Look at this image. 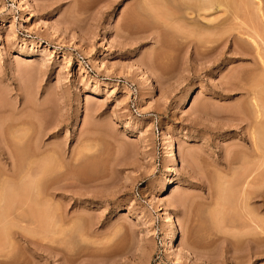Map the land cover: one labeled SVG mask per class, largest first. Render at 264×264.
Masks as SVG:
<instances>
[{
  "label": "rangeland",
  "instance_id": "1",
  "mask_svg": "<svg viewBox=\"0 0 264 264\" xmlns=\"http://www.w3.org/2000/svg\"><path fill=\"white\" fill-rule=\"evenodd\" d=\"M182 1L0 0V143L49 158L34 203L1 214L0 264H264L234 85L252 63L227 42L247 18L225 0L232 32L204 45Z\"/></svg>",
  "mask_w": 264,
  "mask_h": 264
},
{
  "label": "bare ground",
  "instance_id": "2",
  "mask_svg": "<svg viewBox=\"0 0 264 264\" xmlns=\"http://www.w3.org/2000/svg\"><path fill=\"white\" fill-rule=\"evenodd\" d=\"M179 1H182V0H179ZM237 1H239L240 5L237 3ZM237 1L235 0V2H234V3H237V7H235L236 4L234 7H232L234 5L233 4L231 6L232 9L230 8L231 9L230 10L229 6L228 5L226 6V4H225V0H185L184 3L182 1L181 6L179 3V6L182 8L178 7L179 8L178 10L181 9L183 11L184 16L181 14V17H183V18L186 16H187V18L188 17L190 18L192 15H194L195 17L201 18L203 21L207 22V23H202V24L200 23L201 26H198L195 24V22H196V20H195V22L193 21L195 24L194 25L195 27L193 26L194 29H191L192 27L190 28V31H191L190 33L197 35L201 38L202 37L207 38L204 40L201 38L196 39L194 37L198 42H200V44H202L206 41L204 45H207L206 43H208V40H211L214 36L217 37L219 40V39L223 38V36L225 37L228 33L230 34V31L232 32V30H235V33H238L237 34L238 36H236V38H233L232 35H231L232 37L227 35L228 36L227 42L229 41V43H232L231 45L234 46L233 50H232V51H234L233 54L239 55V57H241L242 59L243 58L244 59L250 58L251 63H252V67L250 69H248V71H245V74L240 73L241 74V75H239V76H241L240 78L238 76H237V78H234L236 81H238V83L239 82L244 83V84H241V86L238 83H235L234 85H235V87H239L240 89L239 88H237V89L243 91V94L248 99V101H247L248 103L246 102L248 108L245 109L244 107H242L243 109L239 110V108H238V110L240 111V113L242 111V114L244 116V117H241V118H244V119H242V122L246 123L247 129L246 128L245 129L247 131H249V134H250L249 138L251 139V147H252L251 152H250V156L253 157L255 161L257 160L256 163L254 162L253 164H257V162H258V164H259L258 166H260L264 162V8H263V2L261 0H237ZM143 2H144V0H143ZM164 3H166V2H164ZM238 8H240V9H238ZM150 9H151V7H150ZM227 9L232 11L231 14H230V12L227 14H230L234 18V21L238 19L237 18V16H239L238 13H241V14L244 13V15H246V17L245 16L244 17L247 18V20L245 19L246 21L245 22L243 21L244 22V28L243 29H244V32L246 33V35H244L245 38H240L241 36L243 37V35L240 34L241 35L240 36L239 35L240 32L238 31V30H240L241 26L243 27L242 24H241V26L238 25L239 27L234 25L235 28L237 27L236 29L232 27V28H229L232 30H229L227 28V26L230 25V22H232V20L229 19L231 16H229V18H223V15L227 12ZM215 10L219 13V15L216 18L212 17L213 18L212 19L211 16H212V14H214L212 12ZM182 11H180V12L182 13ZM232 17H231V19H232ZM241 17H243V16L241 15ZM184 19H186V18H184ZM186 20L188 21V19H186ZM228 20H230L229 23H228ZM188 22H190V21H188ZM242 27H241V30L243 31ZM188 31H189V29H188ZM190 33H189V35H192ZM178 34H180V33H178ZM211 36H213V37H211ZM217 38H215L216 41H217ZM202 40H204V42ZM242 40L244 41L243 44L241 43ZM210 42L211 41H209L208 44H210ZM239 43H241V44H239ZM193 45L195 46V43ZM244 46H245V48H243ZM234 77H235V75H234ZM237 114H239V113L237 112ZM241 118H240V120H241ZM12 138L14 141L16 140V139H14V137H12ZM17 139H19V137ZM35 140H37V139H35ZM42 146L43 145L41 144V141H38L37 143L34 142V145H32V147H30L31 148L30 152L29 153L26 152V157H25L23 152L21 153V151L20 152L19 151H12L13 149L11 150L10 148L9 149L5 148V145H1V143H0V218L2 221V222L0 221V223H2V225H4L5 227H6V225H5L4 221H6V220H4L5 218L1 217L2 216L1 214L4 215L5 213H7L8 210L11 208L10 206L13 207V204L17 203L16 201L25 199L26 202H27V200L29 202L30 200L34 199V197L38 193V192L36 193V191H38V190L35 191V188L37 185L35 183L36 181L34 182V179L37 176L42 175V171L45 170L44 168L46 166L43 169H39V168H41V166L40 167L38 166L39 167L38 168L37 167L38 163L36 165V163H35L36 161L34 162L33 158L36 160V158L40 156L41 157L40 161L45 162V163L47 161H49L48 156H46L44 154L46 149L43 151ZM37 160H39V159L37 158ZM20 164H21V166H20ZM49 164H50V162H49ZM49 164H46V165H49ZM258 166L255 169L258 170ZM248 167L252 168L253 166L251 164V166H248ZM252 169L254 170V168H252ZM244 171L246 173L247 169H245ZM249 171H251V170L249 169ZM249 171L246 174H248ZM251 173H250V175H251ZM241 178H243V176ZM246 178H248V176ZM243 180H246V179L244 178ZM253 181H255V180H253ZM39 182H40V180H39ZM37 189H38V187H37ZM242 191H243V189H242ZM244 191H246V190L244 189ZM243 192H241V195H240V197L242 196V199L239 201L240 203H241V201H242V203H246V200L249 199L247 197L250 196V195H247V192H246L245 194H243L245 196L244 197L242 195ZM248 193H250V192H248ZM38 195L39 194H37V196ZM38 197H37V199H38ZM243 197H244V199H243ZM32 201H31V203H32ZM231 201H233V200H230V202ZM33 203H34V201H33ZM35 203H37V202H35ZM45 204H47V203H45ZM35 205L37 206L38 204H35ZM245 205L246 204H243V206H245ZM15 207H17L16 209H18L19 206L15 205L14 208ZM14 208H11V210ZM254 221H256V220H254ZM9 222H8V224H9ZM168 224H169V226H168L169 233H171V229H170L171 223L169 222ZM12 226H14V224H12ZM257 226L259 227V225H257ZM2 229H4V227ZM252 229H255V228H252ZM259 229H260V227H259ZM252 231L254 232V230H252ZM254 233H256V232H254ZM2 249H3V246H0V251H2Z\"/></svg>",
  "mask_w": 264,
  "mask_h": 264
},
{
  "label": "built area",
  "instance_id": "3",
  "mask_svg": "<svg viewBox=\"0 0 264 264\" xmlns=\"http://www.w3.org/2000/svg\"><path fill=\"white\" fill-rule=\"evenodd\" d=\"M152 123H153V126H154V130L157 131V121L152 119Z\"/></svg>",
  "mask_w": 264,
  "mask_h": 264
}]
</instances>
